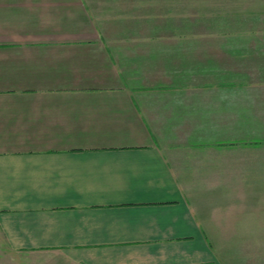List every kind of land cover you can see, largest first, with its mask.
I'll use <instances>...</instances> for the list:
<instances>
[{"label":"crops","instance_id":"crops-1","mask_svg":"<svg viewBox=\"0 0 264 264\" xmlns=\"http://www.w3.org/2000/svg\"><path fill=\"white\" fill-rule=\"evenodd\" d=\"M0 231L264 264V0H0Z\"/></svg>","mask_w":264,"mask_h":264},{"label":"rangeland","instance_id":"rangeland-1","mask_svg":"<svg viewBox=\"0 0 264 264\" xmlns=\"http://www.w3.org/2000/svg\"><path fill=\"white\" fill-rule=\"evenodd\" d=\"M0 264H73L62 253L12 249L0 231Z\"/></svg>","mask_w":264,"mask_h":264}]
</instances>
